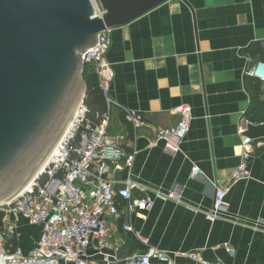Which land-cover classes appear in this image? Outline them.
Listing matches in <instances>:
<instances>
[{"label": "crops", "instance_id": "0c3cea01", "mask_svg": "<svg viewBox=\"0 0 264 264\" xmlns=\"http://www.w3.org/2000/svg\"><path fill=\"white\" fill-rule=\"evenodd\" d=\"M106 59L111 66L109 133L124 136L123 145L138 154L132 169L111 165L105 177L117 187L137 182L144 190L134 185L136 197L161 190L182 200L157 197L150 211L112 217L116 264H128L125 257L149 246L168 252L174 264H202L180 253L222 264H264V81L258 80L260 104L253 106L246 83L248 68L264 61V0H169L114 28ZM183 104L192 106V120L181 151L171 154L162 143L153 146L158 129L177 126L176 109ZM125 109L138 111L146 121L137 135ZM242 123L244 133L239 132ZM246 140L252 142L251 177L233 182ZM225 185L227 212L210 220L206 214ZM10 219L17 246L30 252L41 226L20 213ZM128 223L134 231L124 230Z\"/></svg>", "mask_w": 264, "mask_h": 264}, {"label": "built area", "instance_id": "2783aa9c", "mask_svg": "<svg viewBox=\"0 0 264 264\" xmlns=\"http://www.w3.org/2000/svg\"><path fill=\"white\" fill-rule=\"evenodd\" d=\"M95 10L97 16L105 14L99 4H96ZM113 29L99 33L97 44L80 52L84 65H93L108 103L111 102V66L106 54L112 45ZM247 74L264 81V61L251 65ZM87 111L84 97L70 127L49 156L43 172L10 203L0 202V210L5 212L0 229V264H116L120 258L111 252L112 217L150 211L157 197L182 202L181 195L174 191L164 193L157 190L155 196L136 197L132 193L133 186L142 188L137 182L130 179L117 187L116 182L107 179L105 174L111 165L132 169L138 150L128 151L122 143L124 136L109 133V114L105 113L100 123L93 124L86 117ZM176 112L179 114L177 126L158 129L151 142L153 146L162 143L163 149L171 154L181 151L190 131L192 106L183 104ZM124 114L135 135L146 126L145 119L138 111L125 109ZM245 130V123H242L239 132L244 133ZM251 143V140L244 142V152L234 172L233 182L251 177ZM195 171L199 172V169L196 167ZM227 191L228 185L218 190L214 206L206 214L210 220L226 214L224 199ZM13 213L22 214L31 225L42 228L37 245L28 253L16 247L17 234L10 219ZM124 230L134 231L130 223L124 225ZM180 254L202 264H222L210 262L198 253ZM124 260L128 264H152L154 260L174 264L168 252L154 246Z\"/></svg>", "mask_w": 264, "mask_h": 264}, {"label": "water", "instance_id": "95a60500", "mask_svg": "<svg viewBox=\"0 0 264 264\" xmlns=\"http://www.w3.org/2000/svg\"><path fill=\"white\" fill-rule=\"evenodd\" d=\"M167 1L0 0V201L40 170L84 99L80 52Z\"/></svg>", "mask_w": 264, "mask_h": 264}, {"label": "trees", "instance_id": "16d2710c", "mask_svg": "<svg viewBox=\"0 0 264 264\" xmlns=\"http://www.w3.org/2000/svg\"><path fill=\"white\" fill-rule=\"evenodd\" d=\"M84 80L87 83V91L85 95V104L87 106V119L90 120L93 124H98L101 122L105 111L107 110L108 101L101 88V83L98 75L96 74L93 65H85L83 72ZM246 83L248 88L252 93V106L260 104L261 88L260 82L258 79L247 74ZM253 110V109H252ZM255 110V109H254ZM5 212L0 210V229L3 226V218ZM17 247V238L15 239ZM120 249V254L123 256V253Z\"/></svg>", "mask_w": 264, "mask_h": 264}, {"label": "bare ground", "instance_id": "6f19581e", "mask_svg": "<svg viewBox=\"0 0 264 264\" xmlns=\"http://www.w3.org/2000/svg\"><path fill=\"white\" fill-rule=\"evenodd\" d=\"M82 101H83V93H82V96H81V98H80V101H79V104H78V107H77V110L80 108V105H81V103H82ZM77 110H76V112H77ZM75 112V113H76ZM72 120H73V118H72ZM72 120H71V122H70V124H69V126H68V128L70 127V125H71V123H72ZM68 128H67V130H68ZM48 160H49V157H48V159L44 162V164L42 165V167L40 168V170L16 193V194H14V195H12L11 197H9V198H6V199H4V200H1L0 202L1 203H10L12 200H14L15 198H17L22 192H23V190L28 186V185H30L33 181H34V179L36 178V176H38L39 174H41L42 172H43V170H44V168H45V166L47 165V163H48Z\"/></svg>", "mask_w": 264, "mask_h": 264}]
</instances>
